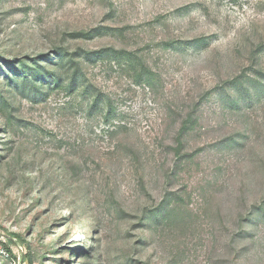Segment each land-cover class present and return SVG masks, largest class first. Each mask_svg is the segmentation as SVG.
I'll list each match as a JSON object with an SVG mask.
<instances>
[{
	"label": "rangeland",
	"instance_id": "obj_1",
	"mask_svg": "<svg viewBox=\"0 0 264 264\" xmlns=\"http://www.w3.org/2000/svg\"><path fill=\"white\" fill-rule=\"evenodd\" d=\"M0 264H264V0H0Z\"/></svg>",
	"mask_w": 264,
	"mask_h": 264
},
{
	"label": "built area",
	"instance_id": "obj_2",
	"mask_svg": "<svg viewBox=\"0 0 264 264\" xmlns=\"http://www.w3.org/2000/svg\"><path fill=\"white\" fill-rule=\"evenodd\" d=\"M10 256V252L8 249L0 245V257L8 258Z\"/></svg>",
	"mask_w": 264,
	"mask_h": 264
},
{
	"label": "trees",
	"instance_id": "obj_3",
	"mask_svg": "<svg viewBox=\"0 0 264 264\" xmlns=\"http://www.w3.org/2000/svg\"><path fill=\"white\" fill-rule=\"evenodd\" d=\"M7 249H8V251L10 252V254H12V253H11V250L9 249V247H7Z\"/></svg>",
	"mask_w": 264,
	"mask_h": 264
}]
</instances>
